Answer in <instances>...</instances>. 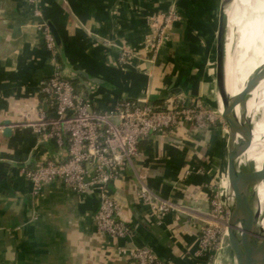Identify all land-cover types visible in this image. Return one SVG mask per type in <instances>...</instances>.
Here are the masks:
<instances>
[{"label": "crops", "instance_id": "obj_1", "mask_svg": "<svg viewBox=\"0 0 264 264\" xmlns=\"http://www.w3.org/2000/svg\"><path fill=\"white\" fill-rule=\"evenodd\" d=\"M171 5L178 18L166 24L152 58L151 16ZM36 6L40 16L26 0H0V126L8 122L11 128L9 136L0 129V264H134L118 250L144 246L169 264H206L199 253L200 213L209 187L225 170L228 136L220 127L200 132L181 124L139 142L134 171L180 211L153 214L138 199L137 178L126 169L107 188L119 219L132 231L117 239L94 225V192L77 194L53 182L39 195L31 193L21 169L63 159L66 152L20 125L37 120L45 107L39 84L57 69L73 78L75 92L96 110L123 99L161 105L176 96L212 106L208 65L218 0H36ZM46 22L61 40V54L46 48ZM123 49L130 56L120 63Z\"/></svg>", "mask_w": 264, "mask_h": 264}, {"label": "built area", "instance_id": "obj_2", "mask_svg": "<svg viewBox=\"0 0 264 264\" xmlns=\"http://www.w3.org/2000/svg\"><path fill=\"white\" fill-rule=\"evenodd\" d=\"M26 2L33 7V14L40 16L36 0ZM177 18L176 11L171 9L152 14L154 33L147 43L150 57H154L161 43L166 24ZM41 27L46 48L54 51V41L47 25L42 24ZM129 56L130 51L123 49L119 62L124 63ZM39 93L45 107L38 111L36 121L20 126L30 127L40 142H55L65 149L66 154L63 159L48 158L33 169H21L31 182V193L39 195L46 185L53 182H59L77 194L94 192L99 199L93 216L94 225L98 232L111 238L124 239L132 234L119 219L118 204L107 192L108 185L121 177L126 169L137 178L138 199L151 211L154 210L153 214L163 216L173 212L177 215L180 211L169 201L159 198L147 187L145 177L134 171L133 163L139 155L138 144L143 138L173 130L181 124L200 132L220 127L227 134L221 117L211 106L182 96L161 105L143 98L123 99L111 108L96 110L75 92L71 81L59 69L40 82ZM223 175L224 172L217 183L209 187L208 212L200 213L203 218L199 230V253L210 258L206 264L214 263L226 233L229 212L223 200ZM118 251L127 255L134 264H169L146 246L120 248Z\"/></svg>", "mask_w": 264, "mask_h": 264}, {"label": "water", "instance_id": "obj_3", "mask_svg": "<svg viewBox=\"0 0 264 264\" xmlns=\"http://www.w3.org/2000/svg\"><path fill=\"white\" fill-rule=\"evenodd\" d=\"M235 0H226L231 5ZM176 11L170 6L168 10ZM47 28L53 38L55 49L62 53L61 40L56 30L46 22ZM227 33V15L223 5L219 9L218 27L213 44V56L209 68L212 78L214 101L211 108L218 114L227 130L226 164L223 175V200L229 215L226 223V233L222 245L224 264H264V229L260 226L262 219L258 202V187L264 182V160L261 168L256 170L252 162L244 155L247 151L246 131L242 126L245 117V105L259 82L264 78V66L255 71L245 82L241 98L240 113L233 116L224 105V97L219 89V78L224 74L223 56L225 53ZM224 69V70H223ZM224 71V72H223ZM81 75L87 81L98 82L87 74L72 71ZM72 80L71 76H67ZM3 136H9L11 128L5 122L1 130ZM248 164H251L249 169ZM188 207L193 205L188 204ZM249 207V208H248ZM209 210V201L204 209ZM251 216V223L247 226V218Z\"/></svg>", "mask_w": 264, "mask_h": 264}, {"label": "bare ground", "instance_id": "obj_4", "mask_svg": "<svg viewBox=\"0 0 264 264\" xmlns=\"http://www.w3.org/2000/svg\"><path fill=\"white\" fill-rule=\"evenodd\" d=\"M225 3L226 0L223 5L227 14L223 56L225 72L223 71L218 84L225 107L233 116H238L245 79L264 66V0H235L229 6ZM244 108L242 126L246 131L248 148L244 157L259 170L264 160V78L253 90ZM224 168L225 166L223 170ZM258 202L263 219L264 182L258 187ZM251 219V216L247 218V226L250 225ZM260 226L264 229V219L261 220ZM222 263L224 264V257L221 246L214 264Z\"/></svg>", "mask_w": 264, "mask_h": 264}, {"label": "rangeland", "instance_id": "obj_5", "mask_svg": "<svg viewBox=\"0 0 264 264\" xmlns=\"http://www.w3.org/2000/svg\"><path fill=\"white\" fill-rule=\"evenodd\" d=\"M224 1L225 0H218V8L220 9V7H221V5H224ZM225 4H227V3H225ZM228 6V5H227ZM226 9L224 8V12H225V14H226V11H225ZM227 15V14H226ZM216 30V29H215ZM213 51H214V49L212 50V53H213ZM212 56H213V54H212ZM209 63H211V60L209 61ZM210 65L211 64H209L208 65V67L210 68ZM225 65V64H224ZM249 78V77H248ZM248 78H246L245 79V82L248 80ZM250 126H251V119H250ZM226 157V156H225ZM250 164H248V166H249ZM211 264H214V263H212L211 262ZM223 264V263H222Z\"/></svg>", "mask_w": 264, "mask_h": 264}, {"label": "trees", "instance_id": "obj_6", "mask_svg": "<svg viewBox=\"0 0 264 264\" xmlns=\"http://www.w3.org/2000/svg\"><path fill=\"white\" fill-rule=\"evenodd\" d=\"M72 86H73V83L71 82ZM210 258L206 257V261H209Z\"/></svg>", "mask_w": 264, "mask_h": 264}]
</instances>
